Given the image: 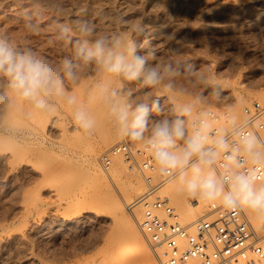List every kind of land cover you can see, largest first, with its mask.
Returning <instances> with one entry per match:
<instances>
[{"label": "rangeland", "instance_id": "obj_1", "mask_svg": "<svg viewBox=\"0 0 264 264\" xmlns=\"http://www.w3.org/2000/svg\"><path fill=\"white\" fill-rule=\"evenodd\" d=\"M58 2L66 20L86 19L101 31L112 29V18L118 14L129 20L143 17L149 28L138 42L147 39L158 57L180 55L172 58L190 60L218 74L229 102L243 96L248 105L264 93V0ZM50 19L46 13L41 21L45 34L28 39L40 54L56 62L66 50L48 45ZM0 32L21 42L25 38L18 0H0ZM94 80V75L83 80L73 91L83 97ZM165 99L161 98L162 104ZM90 111L99 128L87 137L64 107L46 115L17 100L15 109L0 110V264H117L108 246L137 236L145 252L119 264H135L137 256L144 264H162L160 249L150 244L139 226L144 208L136 199L147 181L122 156H114L107 168L103 165L102 154L127 140L116 135L102 108L92 105ZM105 136L110 143H105ZM159 193L169 198L182 222L208 213L211 204L185 198L168 183ZM102 197L109 203L102 205ZM127 202L133 205L128 208ZM189 203L193 209L185 213L183 207ZM244 214L253 226V214ZM256 225L255 231L264 236V222Z\"/></svg>", "mask_w": 264, "mask_h": 264}, {"label": "clouds", "instance_id": "obj_2", "mask_svg": "<svg viewBox=\"0 0 264 264\" xmlns=\"http://www.w3.org/2000/svg\"><path fill=\"white\" fill-rule=\"evenodd\" d=\"M18 3L25 38L0 32V110L15 109L17 100L46 115L64 107L91 137L99 121L90 106H99L116 135L140 145L178 194L264 222V121L247 113L243 96L229 102L218 74L172 58L180 55L158 57L147 39L138 42L149 28L143 17L118 14L114 27L101 31L86 19L66 20L58 0ZM46 13L48 45L66 50L56 62L28 39L45 34ZM93 75L77 95L73 89Z\"/></svg>", "mask_w": 264, "mask_h": 264}, {"label": "built area", "instance_id": "obj_3", "mask_svg": "<svg viewBox=\"0 0 264 264\" xmlns=\"http://www.w3.org/2000/svg\"><path fill=\"white\" fill-rule=\"evenodd\" d=\"M244 108L264 121V102L253 101ZM260 135L264 136V130ZM114 156H122L147 181L146 190L136 199L144 208L139 226L150 244L160 249L162 264H264V236L254 230L243 211L212 203L207 216L182 222L169 198L159 193L166 182L140 145L128 141L111 145L101 156L106 168Z\"/></svg>", "mask_w": 264, "mask_h": 264}, {"label": "bare ground", "instance_id": "obj_4", "mask_svg": "<svg viewBox=\"0 0 264 264\" xmlns=\"http://www.w3.org/2000/svg\"><path fill=\"white\" fill-rule=\"evenodd\" d=\"M126 1V0H125ZM256 94V93H255ZM259 95H261V96H259ZM257 96H259V97H261V101L260 102H263L264 101V93H259V94H257ZM262 98H263V100H262ZM252 99V98H251ZM101 127V126H100ZM111 129H113V128H111ZM109 136V135H108ZM108 136H105L104 137V141H105V143H110L109 141H111L110 140V137H108ZM144 178V177H143ZM145 179V178H144ZM101 197V196H100ZM175 197H177V196H175ZM99 198V197H98ZM105 198V197H104ZM173 198H174V196H173ZM176 198H174L173 200H175ZM99 200V199H98ZM101 200H102V202H101V204L102 205H106V203L108 204L109 202H107V200H109V199H104V200H106V202L104 203V200H103V197L101 198ZM101 200H99V201H101ZM173 200H172V204H173ZM104 203V204H103ZM128 203V202H127ZM100 204V203H99ZM131 204V203H130ZM129 203H128V205L126 206V207H130L131 205H133V204H131L130 205ZM212 204V203H211ZM215 205H218V204H216V203H214ZM175 205V204H174ZM192 203H189V204H187V205H185L183 208L185 209V210H183L185 213H189V212H191L192 211V209H193V207H192ZM244 212V211H243ZM207 214L208 213H201L199 216H197L196 218H194V219H192V220H190L189 222L191 223V222H194L197 218H199V217H204V216H207ZM253 217V221H254V223H253V226H254V224L256 225L257 224V222H260L259 220H257L256 219V217L253 215L252 216ZM250 222V221H249ZM250 224H251V222H250ZM251 226H252V224H251ZM252 226V227H253ZM257 226V225H256ZM254 228V227H253ZM27 230V229H26ZM127 231L128 229H127V227L126 228H124L123 229V231ZM255 230V229H254ZM140 236H137V238H135V239H133V240H130L129 238H126V239H122V240H118V241H114V242H112L109 246H108V250H107V252L109 251V252H111L110 254L111 255H114V258H116L115 260H117L116 262H117V264H119V263H126V261H127V259L129 258V257H131V255H142L144 252H145V249L142 247V242H140L141 241V239L138 241L137 239L139 238ZM147 250V249H146ZM156 250V249H155ZM157 251V250H156ZM108 252V253H109ZM147 253V252H146ZM149 253H151V252H149ZM148 255V254H147ZM121 260V262H118V261H120ZM143 258H141L140 256H137L136 257V263L135 264H144L142 261ZM147 260V259H146ZM149 260V259H148ZM145 262H147V261H145ZM161 262H162V260H161ZM151 264V263H150Z\"/></svg>", "mask_w": 264, "mask_h": 264}]
</instances>
